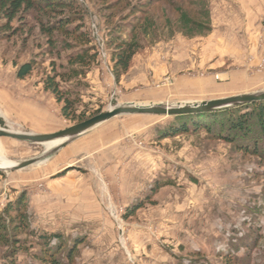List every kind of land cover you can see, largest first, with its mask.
<instances>
[{
    "label": "rangeland",
    "instance_id": "rangeland-1",
    "mask_svg": "<svg viewBox=\"0 0 264 264\" xmlns=\"http://www.w3.org/2000/svg\"><path fill=\"white\" fill-rule=\"evenodd\" d=\"M70 1L91 45L97 35L106 55L102 62L96 54L97 63L80 78L59 81L63 90L78 92V120H65L43 88L53 70L79 71L63 60L75 41L55 33L50 47L37 29L25 24L12 35L0 20V130L48 135L128 104L264 92V0H191L190 6L176 0L199 25L153 29L134 58L156 47L166 52L179 39L188 44L194 66L173 62L158 73L140 71L148 82L127 72L118 83L108 36L135 24L146 6L137 0L126 8L123 0ZM175 5L154 6L148 17L160 18L163 26L166 18L177 19ZM219 54L223 65L209 67ZM205 58L210 62L198 66ZM33 60L31 74L18 80L17 68ZM175 125L174 117L122 115L45 157L44 145L0 137V151L13 165L36 160L22 170L0 168V264H49L52 258L61 264H264V151L260 157L241 151L227 133L215 131L165 138ZM11 205L19 207V216L3 215ZM40 236L61 248L46 255ZM65 248L74 252L70 258Z\"/></svg>",
    "mask_w": 264,
    "mask_h": 264
},
{
    "label": "trees",
    "instance_id": "trees-1",
    "mask_svg": "<svg viewBox=\"0 0 264 264\" xmlns=\"http://www.w3.org/2000/svg\"><path fill=\"white\" fill-rule=\"evenodd\" d=\"M129 1L130 0L122 1L124 8L131 6ZM137 1L141 9L142 5L146 6L143 16L138 17L135 24L131 27H116L113 33L108 36L106 42L107 47H109V45L111 46V69L116 83H118L121 77L129 71L132 59L144 48L143 38L150 35L151 32H157L155 30L163 32L164 29L170 31L173 29L171 27L172 25L176 27L179 26L183 31L186 26L199 25L197 23L198 21L189 19V17L187 18L188 15L183 11V8H179L175 5L176 0ZM181 1L184 5H191V0ZM161 4H165L171 9H174L175 5L177 8L176 13L178 14L176 20L171 21L166 18L167 21H165L166 23L163 24V26H161V24L159 26L160 18L154 16L148 17V12L151 8ZM179 6L184 7L183 5ZM76 9V5L70 0H0V20L5 22L4 29L11 31L12 35L21 32L18 30V26H22L23 28L26 24L29 30L35 28L39 34L48 37L47 42L50 47L55 45L56 41H53L52 37L55 33H60L75 41V47H73V50L69 52L63 60H65L69 66H78L80 68L79 71L67 69L60 73L54 72L53 70V73L47 76L43 82L44 90L49 92L56 103L61 106L62 117L71 122L78 120L76 116L79 100L78 92L71 88L63 90L60 84L69 83L73 79L80 78L85 75L86 70H88L91 65L97 63L96 53L94 47L91 45L89 34L83 31V16L79 11H76ZM14 23L17 24V26L13 27ZM183 31L180 32L185 35ZM167 33L171 34L170 32ZM160 35L161 33H159V36ZM57 51L62 53L66 52L67 49H57ZM35 65L36 60L21 64L17 68L16 78L18 80H24L31 74ZM174 118H176L178 126L175 125V127L169 129L164 135L165 138L176 137L179 134L190 131L205 130L210 134H212V131H215L221 135L227 133V140H230L229 142L242 148L241 151L251 152L257 157H260L262 151H264V101L220 111L176 116ZM230 136L232 139H229ZM19 210V207H15V205L7 206L3 210V215L6 217H17L20 214ZM21 228L22 227H19V230H21ZM54 238H56L58 244L61 242L59 236H54ZM50 240V237H38V241L42 243L46 255H50L53 250L56 249L57 251L61 248L60 245L51 247ZM57 246L60 247L58 248ZM55 254L56 253H54V255ZM65 254L70 258L74 252L70 248H65ZM50 260L49 264H61L55 258Z\"/></svg>",
    "mask_w": 264,
    "mask_h": 264
},
{
    "label": "water",
    "instance_id": "water-1",
    "mask_svg": "<svg viewBox=\"0 0 264 264\" xmlns=\"http://www.w3.org/2000/svg\"><path fill=\"white\" fill-rule=\"evenodd\" d=\"M264 101V92L258 94H246L235 97H230L220 100L212 101H202V102H187V103H177L173 105H164V104H149V105H137V104H128L126 106L111 109L107 112L100 113L84 122L78 123L74 126H71L63 131L54 134L48 135H31V134H12L0 130V137L16 139L20 141H27L35 144H45L54 140L61 139L63 143L55 147L52 153L59 151L66 144L73 141L74 139L82 136L89 130L94 127L107 122L115 117L122 115H150V116H159V117H176L190 114H200L214 112L221 109H227L231 107H238L243 105L252 104L255 102ZM49 152L44 153V157ZM36 160L25 161L19 164H16L10 169L7 170H22L26 167L33 165Z\"/></svg>",
    "mask_w": 264,
    "mask_h": 264
},
{
    "label": "crops",
    "instance_id": "crops-1",
    "mask_svg": "<svg viewBox=\"0 0 264 264\" xmlns=\"http://www.w3.org/2000/svg\"><path fill=\"white\" fill-rule=\"evenodd\" d=\"M177 40H178L177 43H174V42L171 43L172 48H170V45H166V47L170 48L166 52L164 50L161 51L162 48L156 47V48L151 49L148 55L142 54L140 56L139 55L136 56L133 60V64L130 70L128 71V74L130 72H135L138 74L140 73V71H144V72L148 70L154 71V69L156 68H158L156 70V73H158L161 70L159 68H162L164 70H167L168 68L170 69V66H172L173 62H175L174 64H179L180 66H183L186 68L194 66V63L192 62L190 58V53L187 51V48L189 47L188 44L182 40H179V39ZM225 50H222V51H225ZM218 56L220 57V60H218V62H213V63L211 62L212 65H209V67L217 68L223 65L222 54H219ZM205 59L202 62H199L198 66L205 65V62L207 64L211 60V59H208L207 61V59L206 60ZM136 77L137 78L140 77L142 81L148 82L146 74H140V75L138 74V76ZM203 82H206V80Z\"/></svg>",
    "mask_w": 264,
    "mask_h": 264
},
{
    "label": "bare ground",
    "instance_id": "bare-ground-1",
    "mask_svg": "<svg viewBox=\"0 0 264 264\" xmlns=\"http://www.w3.org/2000/svg\"><path fill=\"white\" fill-rule=\"evenodd\" d=\"M137 105H149V104H137ZM10 133H12V134H20V133H13V132H10ZM61 143H63V140H61V139H58V140H54V141H51V142H48V143H45V144H42V145H44L45 146V149H46V151L45 152H47V151H49V150H51V149H53V148H55V147H57V146H59ZM13 164L10 162V161H8L3 155H2V153H1V151H0V168L2 169V170H7V169H10V168H12L13 166H15V164L12 166ZM10 166H12V167H10ZM8 167H10V168H8Z\"/></svg>",
    "mask_w": 264,
    "mask_h": 264
},
{
    "label": "built area",
    "instance_id": "built-area-1",
    "mask_svg": "<svg viewBox=\"0 0 264 264\" xmlns=\"http://www.w3.org/2000/svg\"><path fill=\"white\" fill-rule=\"evenodd\" d=\"M93 38H94V40H93L94 45L93 46H94L95 50L97 51L96 54H98V56L101 58L102 62H104L103 60H105L106 55L103 51V46H104L103 41L97 35L93 36Z\"/></svg>",
    "mask_w": 264,
    "mask_h": 264
}]
</instances>
